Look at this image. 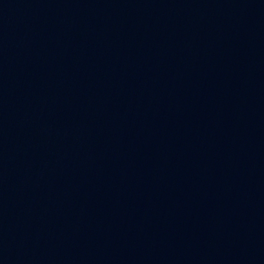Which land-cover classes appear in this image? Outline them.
<instances>
[{
    "label": "water",
    "instance_id": "95a60500",
    "mask_svg": "<svg viewBox=\"0 0 264 264\" xmlns=\"http://www.w3.org/2000/svg\"><path fill=\"white\" fill-rule=\"evenodd\" d=\"M0 264H264V0H0Z\"/></svg>",
    "mask_w": 264,
    "mask_h": 264
}]
</instances>
